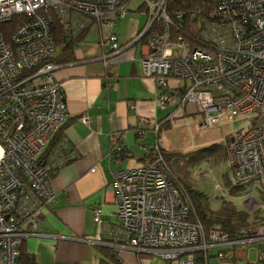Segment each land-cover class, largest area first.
Wrapping results in <instances>:
<instances>
[{"label": "built area", "instance_id": "built-area-1", "mask_svg": "<svg viewBox=\"0 0 264 264\" xmlns=\"http://www.w3.org/2000/svg\"><path fill=\"white\" fill-rule=\"evenodd\" d=\"M128 1L0 0V264H17L22 241L39 230L43 208L54 201L50 174L71 158L64 145L49 147L67 116L66 95L55 75L59 65L51 61L57 49L51 21L65 34H76L92 22L111 24L125 16ZM166 1L141 0L147 16L142 77L154 81L159 106L176 107L172 118L183 117L179 109L191 104L200 128L245 120L243 128L227 134L232 177L229 183L215 181L214 190L227 199L232 186L264 190V0H215L213 18L198 19L201 32L192 39L173 32ZM18 14L25 17L7 36L4 26ZM188 14L198 16L194 10ZM105 43L110 61L122 58L132 44H119L113 33ZM81 120L87 123V115ZM153 130L157 135L159 123ZM111 141L125 150L115 135ZM144 149L147 163L116 172L111 184L119 221L113 233L120 244L165 264H264V219L234 239L220 228L205 230L188 219L189 207L159 138ZM250 190L244 201L253 198ZM101 215L100 207L93 210L95 223ZM240 243L256 244L253 259L236 247Z\"/></svg>", "mask_w": 264, "mask_h": 264}, {"label": "crops", "instance_id": "crops-1", "mask_svg": "<svg viewBox=\"0 0 264 264\" xmlns=\"http://www.w3.org/2000/svg\"><path fill=\"white\" fill-rule=\"evenodd\" d=\"M135 1L129 0L125 16L113 23L95 21L84 31L67 35L75 39L72 59L58 64L55 72L66 95L67 116L50 148L62 144L71 158L50 174L54 201L43 208L39 230L21 246L36 264H126L124 256L132 251L121 246L113 233L119 221L111 184L116 172L147 163L149 151L144 146L150 148L161 138L160 131L168 128L163 125L156 135L154 125L176 110L158 107L154 81L141 75L147 16L140 1L132 7ZM109 33L117 36L119 44L132 42L119 60L106 57ZM60 47L54 55H60ZM183 110L195 114L191 104ZM83 115L87 123L81 120ZM139 128L146 132L138 135ZM112 135L125 150H117ZM98 207L102 219L95 223L93 210Z\"/></svg>", "mask_w": 264, "mask_h": 264}, {"label": "rangeland", "instance_id": "rangeland-1", "mask_svg": "<svg viewBox=\"0 0 264 264\" xmlns=\"http://www.w3.org/2000/svg\"><path fill=\"white\" fill-rule=\"evenodd\" d=\"M137 1L132 4V7L136 6L139 1L141 2V0ZM155 103L158 107H161L157 104L156 97ZM183 107L180 110L183 117L175 116L176 118H173L171 127L160 131L161 138H159V141L163 144L165 150L176 152L172 160H170V169H173L175 174L181 179H193L194 188L206 196V203L210 209L218 210L223 203L222 200L226 199L235 207L236 211L247 212L248 222L252 223L250 227L253 229L257 223L264 219V190L259 188L250 190V187L248 189L243 187L232 191L229 197L227 195L229 198L227 199L221 192L214 190L215 181L224 184V182L230 181L232 177V167L225 153L224 157L226 159L222 157L218 161L215 160L213 155L191 158L195 150L209 144L220 143L225 150L229 140V135L227 134L231 130L236 131L243 128L246 121H237L232 126L225 124L222 127L200 128L197 124L199 115H188L183 110ZM210 167L212 169L211 172H209ZM247 190L252 192L253 198H250V200L247 198L248 200L244 201L248 197ZM255 245V243H240L236 247L249 251L250 258L253 259V246ZM214 252L212 250L210 254ZM127 253L128 255L124 256L126 264H165L162 259L152 253L140 252L144 253L140 254L134 251H128ZM211 263H215V259H211ZM169 264H178V261H169Z\"/></svg>", "mask_w": 264, "mask_h": 264}, {"label": "trees", "instance_id": "trees-1", "mask_svg": "<svg viewBox=\"0 0 264 264\" xmlns=\"http://www.w3.org/2000/svg\"><path fill=\"white\" fill-rule=\"evenodd\" d=\"M215 7V0L166 1L167 15L173 19L175 25L173 32L180 33L187 39H192L194 36L199 35V33L201 32V27H199V23L197 22V20L202 17L213 18L212 13L215 11ZM192 10L198 13V16L195 19L191 18L188 14ZM178 12L183 13L181 20H177L175 17ZM24 17L25 16L21 14L15 15L9 22L5 24L4 29L7 36L19 23L22 22ZM51 31L55 37L57 46L59 45L62 47L60 55H53L51 57V61L57 65L71 61L72 50L74 46L73 40L75 39H69L67 34H65V32L63 31L62 26L57 22L56 19H53L51 21ZM171 120H173V118L170 117L169 114L166 117V120L159 123V130L163 125H166V127H170L169 122ZM58 133L56 134L49 147L55 145ZM225 152L226 151L224 150V147H222L220 143H214L198 148L197 150H195V152L193 153L194 155L191 156V158L195 159L204 155H213L215 160L218 161L222 157H224ZM163 154L165 160L168 163H171L170 160H172L176 152H168L165 150ZM170 171L172 173L173 178L175 179V184L179 192L181 193L183 199L189 207L188 219L190 221H200L205 230H208L211 227L220 228L221 230L226 231L231 239L239 238L252 232V227H250L252 223L248 222L247 212L236 211L235 207L228 202L229 200L226 201V199L222 200L223 203L218 210L214 211L210 209L206 203V196L202 192L194 188L193 179H181L175 174L173 169H171ZM236 189L242 188L232 186L230 187V192L235 191ZM22 244L19 247L20 255L17 259L18 264H36V261L33 256L21 251ZM113 256V254H110L111 259H113Z\"/></svg>", "mask_w": 264, "mask_h": 264}, {"label": "water", "instance_id": "water-1", "mask_svg": "<svg viewBox=\"0 0 264 264\" xmlns=\"http://www.w3.org/2000/svg\"><path fill=\"white\" fill-rule=\"evenodd\" d=\"M143 34H145V33H143Z\"/></svg>", "mask_w": 264, "mask_h": 264}]
</instances>
